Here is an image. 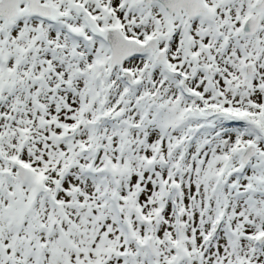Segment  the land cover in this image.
I'll list each match as a JSON object with an SVG mask.
<instances>
[{
    "label": "snow or ice",
    "instance_id": "snow-or-ice-1",
    "mask_svg": "<svg viewBox=\"0 0 264 264\" xmlns=\"http://www.w3.org/2000/svg\"><path fill=\"white\" fill-rule=\"evenodd\" d=\"M0 264H264V0H0Z\"/></svg>",
    "mask_w": 264,
    "mask_h": 264
}]
</instances>
